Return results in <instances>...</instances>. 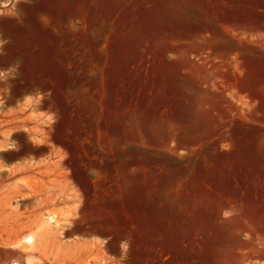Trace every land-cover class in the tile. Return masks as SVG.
Segmentation results:
<instances>
[{"label":"rangeland","instance_id":"374dc122","mask_svg":"<svg viewBox=\"0 0 264 264\" xmlns=\"http://www.w3.org/2000/svg\"><path fill=\"white\" fill-rule=\"evenodd\" d=\"M0 30V264H264V0H20ZM30 88L65 179L35 228L70 219L44 263L11 246L34 229L10 163L35 149L10 116Z\"/></svg>","mask_w":264,"mask_h":264},{"label":"crops","instance_id":"0c3cea01","mask_svg":"<svg viewBox=\"0 0 264 264\" xmlns=\"http://www.w3.org/2000/svg\"><path fill=\"white\" fill-rule=\"evenodd\" d=\"M20 0H0V11L6 12L11 9L14 2ZM8 38L0 30V47L5 43ZM6 72H11L10 70H3L0 68V77L4 76ZM46 95L42 93L41 90L36 88L27 89L22 96L17 97L12 101V111L10 116L15 119L13 122L17 127L15 128V133H23L30 141L34 144V150L21 151V153L15 156L10 163L15 165H29L26 170V174L30 175L31 180H29L27 187L32 191V194L23 198L19 202L21 207V212H23L24 217H30L27 222L32 221V228L37 227V225L42 221L43 215L41 212H46L50 208H61L64 203L59 200L54 201V197L64 190L65 179H60L57 176L58 172L62 169L63 159L60 156V147L58 143L50 145L46 142L48 133H50V127L56 120V114L53 108L46 102ZM29 102V103H28ZM24 104H31L33 112L31 113V108L27 110H22L21 106ZM3 117L0 115V118ZM51 152V155L49 153ZM51 156V157H50ZM55 158L54 163H50V159ZM61 158V164L58 165L57 160ZM41 180V181H39ZM42 181H46V186H43ZM50 187V196H44L39 200L41 192L45 191ZM73 196V197H72ZM70 196V201L77 199V196L72 193ZM79 200L77 199V206ZM27 208V209H26ZM6 209L2 205V199L0 197V215L4 214ZM31 219V220H30ZM44 229L40 231V237L36 244L39 245V252L37 256L44 263L47 261V257H55L62 255L60 252V246L53 241V236H45ZM37 244V245H38ZM36 256V255H35Z\"/></svg>","mask_w":264,"mask_h":264},{"label":"bare ground","instance_id":"6f19581e","mask_svg":"<svg viewBox=\"0 0 264 264\" xmlns=\"http://www.w3.org/2000/svg\"><path fill=\"white\" fill-rule=\"evenodd\" d=\"M47 221H44L42 225L38 229H32L29 232H27L22 238H20L18 241L11 244L12 247H21L25 250H31L33 246L36 244L37 240L40 237V231L41 230H47L50 229L49 226L53 224V226H59L62 224H67L70 222V219L68 218V214H62L58 211H48L47 213ZM45 232V231H44ZM42 232V233H44ZM12 264H19L18 261H13ZM27 264H35L34 259L31 256L27 257Z\"/></svg>","mask_w":264,"mask_h":264}]
</instances>
